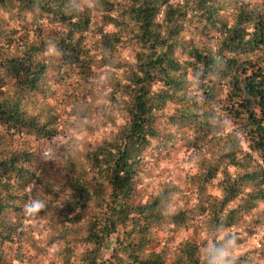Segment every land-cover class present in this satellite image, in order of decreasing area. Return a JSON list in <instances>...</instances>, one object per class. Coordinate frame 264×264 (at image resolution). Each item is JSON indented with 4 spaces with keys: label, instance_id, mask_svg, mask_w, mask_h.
Returning <instances> with one entry per match:
<instances>
[{
    "label": "trees",
    "instance_id": "16d2710c",
    "mask_svg": "<svg viewBox=\"0 0 264 264\" xmlns=\"http://www.w3.org/2000/svg\"><path fill=\"white\" fill-rule=\"evenodd\" d=\"M95 1L100 18L93 29L84 0H0V12L33 31L16 35L0 17V264H12L5 246L27 239L24 207L40 184L36 151L15 148L8 137L55 135L56 115L32 106L45 105L73 76L91 81L93 65L114 62L123 41L138 47L135 62L111 83L108 98L124 124L86 150L82 163L67 160L57 183L66 195L41 211L68 221L51 240L63 244L56 264H251L245 255L222 257L225 246L241 240L217 234L262 204L246 229L261 228L264 242V0ZM45 26L60 32L41 35ZM89 30L103 46L100 59L85 48ZM179 141L212 150L197 179L201 196L181 208L183 190L167 185L142 201L136 178L144 151L160 154ZM227 166L239 171L228 174ZM218 173L219 196L202 198ZM88 207L93 212L76 229L73 221ZM206 211L200 242L185 241L173 257L147 248L158 233L191 228Z\"/></svg>",
    "mask_w": 264,
    "mask_h": 264
},
{
    "label": "rangeland",
    "instance_id": "374dc122",
    "mask_svg": "<svg viewBox=\"0 0 264 264\" xmlns=\"http://www.w3.org/2000/svg\"><path fill=\"white\" fill-rule=\"evenodd\" d=\"M176 1V0H172ZM95 0H84L91 10V22L94 24L93 29L99 23L100 13L96 9ZM231 10L227 9L224 14L230 22ZM30 18L29 13L26 14ZM0 17L5 21L7 28H15L16 35L23 34L25 29L29 30L32 35V27L25 25L21 27L17 20L2 11ZM104 29H110L105 26ZM60 32V29L54 26H45L40 32L41 35H52ZM197 39V37H195ZM85 48L94 54V59H100L104 55L103 46L98 40V35L92 34L91 30L86 34L84 40ZM138 47L133 43L123 41L117 45L114 51L113 59L106 65H93L91 81L73 76L70 84L66 87L55 89V93L45 99L44 102L39 101L32 106V111L42 112L48 109L56 115V134L50 139H36L31 135H15L8 137V142L15 148H31L36 151L40 158L39 175L40 184L35 189L36 199L46 202H52L53 205L59 206L62 198L67 192L59 190L57 183L64 177L67 168V160L76 163L83 162V154L91 146L108 139L113 136L119 128L124 124V119L115 107L110 103L108 92L111 83L118 80L123 74L127 65H133L135 62L134 54L137 53ZM43 107V108H42ZM173 105L170 104L165 113L172 112ZM163 118H159L163 122ZM166 129L173 130L172 127L166 126ZM204 150V149H203ZM212 152L210 149L202 151L192 145L177 142L174 147H168L163 153H151L144 151L145 161L142 165V172L136 178L137 189L142 195V201L151 194L158 192L162 187L167 185H175L183 190L177 206L181 208L190 207L196 198L201 196L197 194V179L201 172V167ZM205 159V161H203ZM228 174L238 172L232 166H227ZM221 178L218 173L211 183L206 186V196L217 198L219 189L217 182ZM236 201L231 202L232 206ZM48 204L45 205V208ZM263 205L258 204L257 207L244 214L242 220L232 226L218 232L217 237L222 234H235L240 238V243H231V246H225L222 251V257L233 259L235 257L245 255L251 258V264H264V242L260 243L259 236L261 228H256L255 233H251L248 226H252L251 220L259 215ZM44 208V209H45ZM93 212L92 207H88L87 211L79 217V222L74 220L73 227L79 229ZM205 216L194 219L193 227L187 229H177L166 233H158L157 240L150 244L149 250H158L163 248L169 257H173L179 253L185 241L200 242L207 235L204 233V225L211 215L204 213ZM205 219L204 222H201ZM25 224H28V237L18 246L11 244L5 246L8 257L13 259L12 264H56L59 260L58 252L63 246L61 242L52 243L53 236L60 230L61 226L67 225L68 221L62 224L59 220L52 216L50 212H40L36 218L27 216ZM72 225V222H71ZM217 232V231H216ZM209 246V243L206 245ZM81 248L77 245V250ZM200 250H203L200 248ZM261 250L262 252H260ZM18 253H20L18 255ZM17 256H21L22 260H18ZM213 264H229L213 261Z\"/></svg>",
    "mask_w": 264,
    "mask_h": 264
},
{
    "label": "clouds",
    "instance_id": "9594fccd",
    "mask_svg": "<svg viewBox=\"0 0 264 264\" xmlns=\"http://www.w3.org/2000/svg\"><path fill=\"white\" fill-rule=\"evenodd\" d=\"M45 208V203L41 199L30 200L24 207L25 214L31 218H36Z\"/></svg>",
    "mask_w": 264,
    "mask_h": 264
}]
</instances>
